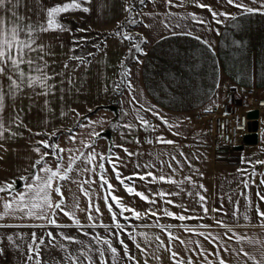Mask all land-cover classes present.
<instances>
[{
	"label": "crops",
	"instance_id": "1",
	"mask_svg": "<svg viewBox=\"0 0 264 264\" xmlns=\"http://www.w3.org/2000/svg\"><path fill=\"white\" fill-rule=\"evenodd\" d=\"M55 2L63 0H26L27 7L22 5L20 12L32 20L42 19L46 17L43 9ZM128 2L130 0H92L89 5L92 9L90 12L81 9L60 14L59 20L65 26L63 30H50L40 34L38 42L44 44L46 51L50 53L46 56V59L51 61L50 70L58 74L56 81L64 80L65 90L61 92V85L57 84L56 92L49 96L34 95L33 89L24 88L15 98L11 95L6 97L5 121L13 119L14 113L19 112L23 124L11 125L13 132L19 134L6 132V138L0 139V183L15 177L17 187L22 186L23 182L19 177L33 171L31 165L39 155L34 151L36 142L49 139L48 135L43 134L45 130L47 133L57 131L58 139L53 137L50 143H58L67 150L83 147L79 140L71 141V135L87 139L95 128L100 132V136L96 139L94 147L97 151L107 153L111 146L114 153H119V158L113 155L111 159H118L123 176L151 171L156 175L175 176L177 180L191 175L192 179L197 181L193 188L192 183L186 179L183 184H176L169 181H153L152 177L145 179L133 176L134 186L138 191L150 196L161 189L168 193H179L167 198L187 204L188 209L173 204H169L168 207L176 212L184 211L187 217L200 216L202 219L190 218L181 221L179 218L165 215L156 217L152 214L137 218L128 211L125 215L131 220V224L123 218L121 222L125 223L130 231L134 234L144 231L160 233L167 242V234L158 227L161 222L177 226L203 225L199 231L207 232L209 236L185 231L183 227L172 229L189 241L200 239L206 248L212 250L207 256L203 253L199 255L191 253L195 264H205L207 259L216 260L214 253L217 250L231 264H243L244 260H247L248 264H254L250 257L240 252L241 241L236 238V233L251 237L252 241H258L253 243L245 239L243 246L245 251L259 254L261 242H264V225L260 223L255 205L259 202L260 208L264 209V200H260V194H264V183L261 180L264 176V164H255L256 172L253 175V165L247 161H264V124L257 143L245 144L242 149L234 147L228 150L227 147H219L205 127L198 122L190 121L189 116L204 108L220 105L226 99L229 89L241 90L251 87L264 94V13H245L228 0H202V3L211 5L218 12L240 13L234 17L221 15L220 18L225 20V23L220 24L213 18L209 8L200 7L192 0H176L171 6L166 0H155L154 3L153 0H145L143 5L139 0H135L139 9L136 12L138 23L122 25L118 22L128 18L129 14L125 11V4ZM243 2L252 7H260L258 0ZM101 4L105 6L101 8ZM181 4L183 7L179 6ZM149 12L155 15H147ZM193 12L209 21L211 28L207 23L192 19L190 14ZM179 13L185 15L182 17L178 15ZM165 20L171 25L170 28L165 25ZM125 27L136 36V40L141 39L140 34L147 38L142 43L144 52L134 50L131 56L128 55V49L134 46L136 40L130 41L113 34L123 31ZM203 40L209 41L215 51L210 50ZM89 53L92 55H88ZM35 55L36 53H33V56ZM136 56H139V60L134 58ZM74 57L83 58V62ZM65 62L69 64L67 69L64 68ZM122 65L130 67V76ZM61 72L63 75H60ZM65 77H69L71 82ZM128 79L134 85L132 91H129L126 83ZM217 81L220 82L219 87ZM8 83L9 80L5 76L6 92ZM36 91L42 90L37 88ZM46 99L49 101L47 105L44 103ZM145 104L149 107L156 106L171 122L172 127L165 125L152 112L143 109ZM110 105H115V110L110 108ZM49 107L52 111H49ZM142 109L147 119L155 118V128L172 143L159 142L150 128L140 126L129 131L125 127L129 121L139 124L137 111ZM73 110L83 114L79 117V124L77 112ZM85 117H90L97 123L90 125ZM114 122L118 126L114 127ZM106 130L111 132L109 137L101 135ZM34 132L41 134L34 135ZM137 136L140 138L139 142L135 139ZM125 148L130 150L131 154L126 152ZM46 159L55 166L56 161L51 155ZM169 159H172L175 171L167 163ZM177 159L183 163L182 168L176 163ZM161 160L165 161L163 165L160 164ZM138 162L140 167L137 166ZM105 163L108 178L116 186L114 191L122 198V202L141 213L152 207L162 211L165 197H156L159 202L151 204L138 194H129L116 178L108 161ZM148 163L154 167L149 168ZM77 166L82 165L78 163ZM76 177L77 173L73 171L71 178L64 181V194L70 207L74 198L79 200L77 215L85 228L92 227L87 215L89 201L76 182ZM96 177L97 183L94 187L87 184L85 187L92 191L93 202H96V194L99 193L102 219L105 224L115 227L104 200V192L107 189L101 188L98 173ZM79 179L83 180L84 176L81 175ZM249 179L255 183L245 185L244 181ZM187 190L202 193L206 197L209 209L207 215L203 213V205L199 203L200 197L195 195L190 197ZM249 191L253 205L249 212L251 219L246 220L244 212ZM53 196L59 199L58 193L54 192ZM235 201H239L240 205L238 218ZM113 206L118 207L114 202ZM93 215L97 216L95 212ZM57 218L65 226L52 225L51 229L66 231L79 228L64 213ZM219 221H223L229 227L225 228ZM33 222L27 217L21 221L15 216H7L0 220V224L19 225L3 228H26ZM97 224L98 227H104L99 224L98 216ZM116 230L123 232V229ZM137 239L147 246L144 237L138 236ZM213 240L216 241L215 244L212 243ZM129 245L136 260L140 264H145L143 252L131 237ZM152 245L154 248L155 241H152ZM193 246L199 249V245ZM226 248L229 250L225 251ZM176 251L184 257L187 264L188 251L179 241L176 242ZM155 255L156 259L149 257L151 264H175L168 249H160ZM132 262L135 264V261Z\"/></svg>",
	"mask_w": 264,
	"mask_h": 264
},
{
	"label": "snow or ice",
	"instance_id": "2",
	"mask_svg": "<svg viewBox=\"0 0 264 264\" xmlns=\"http://www.w3.org/2000/svg\"><path fill=\"white\" fill-rule=\"evenodd\" d=\"M155 0H153V3ZM193 3H197L200 7L209 8L212 11L213 18L217 20L218 23L224 24L225 20L221 19V15L225 17H234L240 15V13H230L227 11L218 12L211 7V5L202 3V0H192ZM229 3L236 5L237 7L244 10L245 13H264V0H258L260 7H252L249 4L243 2V0H228ZM92 0H85V2H81V0H63V2H55L51 4V6H47L43 9L46 13L45 18H37L36 20H32L28 15H22L20 12L21 6L27 7L26 0H0V139H4L5 133H12L13 135H17L19 133L13 132V128L11 125H22L23 120L19 115V112L14 113V118L9 119L7 122L5 121L4 109L6 107V97L11 95L15 98L24 88L33 89L34 95H45L49 96L52 93H55L57 90L56 85L60 84V91L63 92L65 89L63 88L64 80L56 81V76L58 75L55 71L50 70L51 61L46 59L47 55H50L46 51V47L44 44L39 43L40 34L42 32L50 31V30H63L65 26L60 22L59 17L61 13H65L72 10H84L90 12L92 9L89 7L91 5ZM139 3L143 5L145 0H139ZM168 5H173L176 3V0H166ZM105 5L101 4L100 7L103 8ZM183 7V5H179ZM125 11L128 12V18L125 21L118 22L122 25L132 24L135 25L138 23L136 19V12L139 9L136 7L135 0H130V2L125 4ZM169 13H171V9H169ZM147 15L152 16L155 15L153 12L147 13ZM167 15V14H166ZM178 15L184 16V13H179ZM192 19L197 20L200 23H207L209 28H211V23L206 21L202 16H199L196 13L190 14ZM143 19V17H141ZM167 27H171L168 24V21H164ZM71 31V29H68ZM219 31V29H216ZM113 34L119 35L123 38H127L128 40H136V36L127 31L125 27L121 32H114ZM190 35H195V33H189ZM141 39L136 40V43L132 48L128 49V55L131 56L133 51L144 52L145 49L142 47V43L147 40L146 37H143L140 34ZM198 39H203L202 37H197ZM74 39H77L74 37ZM203 43L208 45L210 50L215 51L211 48L209 41L203 40ZM74 47H78V45H74ZM33 53H36L33 56ZM40 53H44L41 55ZM88 55H92L89 53ZM75 59L81 60L83 62V58L74 57ZM136 60H139V56L134 57ZM25 65L27 68H25ZM69 67L68 62H65L64 68L67 69ZM124 71L131 75L130 67L123 66ZM63 75V72L60 73ZM123 75V73H122ZM7 77L9 83L7 85V92L5 91L4 85V77ZM65 79L70 81L69 77H65ZM126 83L129 86V91H132L134 85L130 79L126 80ZM217 87L220 86V82H216ZM40 88L42 91L37 92L36 89ZM133 100H135V95H133ZM44 103L47 105L49 101L46 99ZM264 103V101H261ZM135 107V105H133ZM143 109L152 112L155 117H158L165 125L172 127L171 122L167 119L166 116L162 115L160 110L156 106L149 107L147 104L143 106ZM142 110L137 111V118L139 120V124H135L131 121L125 124V127L130 131L136 127H146L150 129H155V125L152 124L145 116ZM49 111L52 109L49 107ZM77 112V122L79 124V117L83 114L79 113L78 110H73ZM91 111V109H90ZM127 111V110H125ZM64 115V113H61ZM89 121L90 125H94L97 122L92 121L90 117H85ZM27 127V125H24ZM114 127L118 126L116 122L113 124ZM32 131L31 129H29ZM39 132H34V135H40ZM49 136V139L37 141L34 146V151L38 153V157L36 161L31 165L33 171L26 172L24 175L19 177V180L22 181V186L17 187V178L13 177L11 180H5L0 183V220L7 216H15L19 218L21 221L25 219V217L29 218V220L34 221L30 223L28 226L33 228H47V231L42 236H38L34 231L31 233L33 243H30L28 246V260L31 261L35 259V264H43L41 249L39 245L44 244L45 238H49L52 241H55L57 238V234L51 231V226L55 225L57 227H64L65 225L61 224V221L57 218L61 213L66 214L71 220L75 223L76 226L79 227L81 232H84L90 238L94 239V242L98 245L97 248H93L91 243L87 241L80 240L79 236H73L66 234L61 231L58 233L60 237L68 241H75L80 243L81 245H86V247L82 246L77 249V255L72 254L71 249L66 244H61L65 250V256L68 260V264H108V257L105 255L106 251L111 252L112 264H117V258L119 255V249L114 245L113 239L111 236H101L99 233L95 235L92 232H87L85 226L77 215V210L79 209V200H73L71 207L69 206L68 199L64 194V181L66 179L71 178V173L75 171L77 173L76 182L79 183L80 189L83 194L88 198L89 207L87 209L88 220L90 221L93 228L98 227L97 224V216L99 217V224L103 225L105 229L111 231L112 225L105 224L102 216L103 213L100 209L99 205V193H97V200L93 202L92 199V191L85 187V185L95 186L97 183L96 174H99V183L101 188L106 187V191L104 192V200L107 208L109 209L112 219L114 221V226L120 230L123 229V232L113 233L114 236L118 235L119 242L123 245L124 252L127 254L129 259L125 262V264H131L132 261H135V264H140L136 257L131 254L129 251V246L124 240L123 233L126 232L134 241H136L137 247L143 252L145 264H151L152 259H156L155 253H157L160 249H168L171 254L172 260L175 264H186L185 259L179 252L176 251V242L179 241L180 244L187 249V264H195V260L191 253H203L205 256L212 250L210 248H206L203 242L200 239H194L189 241L180 236L179 232L173 231L172 229L176 227H183L185 231L189 232H197L198 235L209 236L207 232H200L199 228L203 225L198 226H188V225H171L159 223L158 227L163 230L164 233L167 234V242L165 241L163 235L160 233H149L147 231L137 232L134 234L133 231H130L128 227H126L125 223L121 222V218L127 221L128 224H131V220L125 215L126 212L130 211L131 214L137 218L142 215L147 217L149 214L153 216L159 217L161 215H165L168 217L179 218L181 221L193 218V219H202L200 216L195 217H187L185 216L184 211L176 212L168 207L169 204L177 205L182 209L187 210L188 206L184 203H178L175 200L168 199L171 195H179V193H168L161 189L159 192L152 193V195H147L143 191H138V189L134 186L133 176L142 177L147 179L148 177H152L153 181H169L176 184H183L184 180H188L192 183L193 188H195L197 181L193 180L191 175L187 177H181L180 180H177L175 176L170 175H156L155 172H136L130 174L128 177H125L121 173V169L118 166V159L112 160V156L115 155L119 158V153H114L112 151V147H109L107 153L103 151H97L94 145L96 144V139L99 138L100 132L96 131L93 128L92 134L89 138L85 139L83 136H77L75 134L70 136L71 141H80L82 144V148L79 146L77 148H68L67 150L62 148L58 143H50V139L55 137L58 139V132L54 131L52 133H47L46 130L43 133ZM179 135V133H176ZM135 139L139 142L140 138L137 136ZM159 142L164 143H172V141L166 140L164 134L161 133V137ZM120 147H124V145H120ZM126 152L131 154L130 150L125 148ZM182 151V150H181ZM65 152H67V156H65ZM75 152V155L73 153ZM52 156L56 164L55 166L51 165L46 159L48 156ZM175 154L173 153V157ZM187 159V157H185ZM105 161H108L110 166L112 167L116 178L123 184V187L129 194L135 195L138 194L143 200L148 201L151 204H156L159 201L156 200V197H165L164 199V207L161 210H158L154 207L149 208L146 212L141 213L138 209L131 207L130 205L122 202V198L119 195H116L114 189L115 185L111 183V180L108 178L107 166ZM250 165H253V175H255L256 169L254 167L255 164H264V161H247ZM78 163L82 166H77ZM165 161L161 160L160 164H164ZM169 166L173 167L175 171V166L172 165V159L167 161ZM176 163L182 168L183 163L177 159ZM189 163H191L189 161ZM137 166L140 167L139 162ZM148 167L152 168L154 165L148 163ZM91 174V175H89ZM84 176L83 180H80V176ZM203 175V173H200ZM262 183H264V176L261 177ZM255 183L254 180H245V185H250ZM202 186V185H201ZM188 195L199 196V203L203 205V213L207 215L209 213V209L206 204V197L199 192H193L192 190H187ZM59 194V199H56L53 196V193ZM231 199V196H229ZM260 200H264V194H260ZM113 202L118 207L113 206ZM253 202L251 199V192L249 191L247 197V207L244 212V218L246 220H250L251 217L249 212L251 211ZM257 213L260 217V223L264 225V209L260 208L259 202L255 205ZM239 201H235V212L237 218L239 217ZM96 213L97 216H94L93 213ZM38 221L39 223H35ZM155 223V222H153ZM225 228H228L229 225L224 223L223 221H219ZM3 226H19V225H4L0 224V227ZM16 233H10L7 235V239L16 247L19 248L18 244H15ZM21 237L25 236L26 233H19ZM138 236L144 237L147 246L140 243L137 239ZM210 238V237H209ZM236 238L241 241L240 252H244L245 256L250 257V259L254 262V264H264V242H261V249L259 254L247 252L244 249L243 241L245 239L250 242L256 243L258 241H252L251 237L241 236L239 233H236ZM5 239L4 235H0V253L4 252L5 249L2 246L3 240ZM152 241H155V247L153 248ZM213 244L216 243L215 240L212 241ZM105 244H107V249L105 248ZM193 245H199V249L194 247ZM151 249V251H150ZM229 249H225L228 251ZM231 251H236L235 249H231ZM35 253V257L32 256V253ZM93 252H98L99 256H94ZM216 256V260L207 259L205 264H231L229 260H226L223 255H220L219 250L214 253ZM239 255V252H237ZM81 256L83 259H81ZM27 264V262H26ZM243 264H248L247 260L243 261Z\"/></svg>",
	"mask_w": 264,
	"mask_h": 264
},
{
	"label": "built area",
	"instance_id": "3",
	"mask_svg": "<svg viewBox=\"0 0 264 264\" xmlns=\"http://www.w3.org/2000/svg\"><path fill=\"white\" fill-rule=\"evenodd\" d=\"M261 101H264V94L254 88L229 89L226 99L220 105L204 108L190 115L189 120L202 124L217 141V145L234 148L246 144L243 141L245 134L256 132L259 137L264 119V103ZM251 111H257V115L251 116ZM148 120L152 124L155 122L154 117ZM151 132L159 141L160 132L156 128L151 129Z\"/></svg>",
	"mask_w": 264,
	"mask_h": 264
},
{
	"label": "rangeland",
	"instance_id": "4",
	"mask_svg": "<svg viewBox=\"0 0 264 264\" xmlns=\"http://www.w3.org/2000/svg\"><path fill=\"white\" fill-rule=\"evenodd\" d=\"M264 120L261 123V127H263ZM215 140V139H214ZM215 143L217 144V141L215 140ZM221 147V146H219ZM228 150L230 148L228 147ZM65 230V229H64ZM64 230H55L51 229L53 233L57 234V238L55 241H52L49 238H45L44 244L39 245L41 249V256H42V261L43 264H68V260L65 256V250L60 247L61 244H66L68 247L71 249L72 254L77 255V249L86 245H81L78 242L75 241H68L64 239L63 237H60L58 235L59 232L63 231L66 234L73 235V236H79L80 240L87 241L88 243H91L93 248H97L98 245L94 242L93 238L88 237L85 235L84 232H81L79 228L75 229H70L64 231ZM36 232L38 236L44 235V233L47 231V228H31V227H26V228H3L0 227V235H4L5 239L3 240V247L5 249L4 252L0 253V264H35V259L29 261L28 260V246L30 243H33L31 233ZM87 232H92L94 235L96 233H99L101 236H111L113 239L114 245L120 250L119 255L117 258V264H125V262L129 259L127 254L124 252L123 245L120 244L118 235L114 236L113 233H119L121 231H117L115 227H111V231H108L104 227H88L86 228ZM26 233L25 236L21 237L19 233ZM10 233H16L15 237V244L19 245V248H16L8 239L7 235ZM124 235V240L129 246V251H130V245H129V240L130 237L129 235L123 234ZM105 248L107 249V244H105ZM131 252V251H130ZM35 253H32V256L35 257ZM94 256H99L98 252H93ZM105 255L108 257V264H112V258H111V252L106 251ZM81 259L83 257L81 256ZM99 264V261L97 262ZM133 264V262H131Z\"/></svg>",
	"mask_w": 264,
	"mask_h": 264
},
{
	"label": "water",
	"instance_id": "5",
	"mask_svg": "<svg viewBox=\"0 0 264 264\" xmlns=\"http://www.w3.org/2000/svg\"><path fill=\"white\" fill-rule=\"evenodd\" d=\"M110 108H112L113 110H115V105H110L109 106ZM250 115L251 116H256L257 115V111H251L250 112ZM110 130H106L104 132L101 133V135H106V136H110ZM258 134L256 132H252V133H248V134H245L244 138H243V141L244 143L246 144H255L258 142ZM243 144H240V145H237L236 148L237 149H242L243 148Z\"/></svg>",
	"mask_w": 264,
	"mask_h": 264
}]
</instances>
